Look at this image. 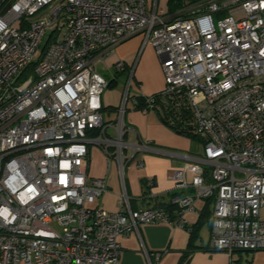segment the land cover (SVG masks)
Returning <instances> with one entry per match:
<instances>
[{
  "label": "built area",
  "instance_id": "2783aa9c",
  "mask_svg": "<svg viewBox=\"0 0 264 264\" xmlns=\"http://www.w3.org/2000/svg\"><path fill=\"white\" fill-rule=\"evenodd\" d=\"M158 9V0H0V264H120L121 234L172 222L161 206L132 209L126 191L119 210L105 209L106 178L88 176L90 144L112 150L123 173L134 68L118 120L106 123L109 80L96 56L138 34L161 59L160 96L190 108L204 142L173 172L178 217L214 199L211 249L264 251V0ZM142 96L148 113L154 94Z\"/></svg>",
  "mask_w": 264,
  "mask_h": 264
},
{
  "label": "crops",
  "instance_id": "0c3cea01",
  "mask_svg": "<svg viewBox=\"0 0 264 264\" xmlns=\"http://www.w3.org/2000/svg\"><path fill=\"white\" fill-rule=\"evenodd\" d=\"M147 1L150 6L153 5L154 0L151 3ZM159 4L160 0L158 8ZM142 45V34L127 38L115 48L97 55L95 68L96 64L103 63L106 72L101 74L111 81L118 70L117 61L123 60L128 68L134 67L133 79L144 83L147 64L143 66V74L137 75ZM153 57L157 72L154 77H149L148 85L144 88V92L149 94L159 93L165 84L162 63L151 48L147 51L146 61ZM117 79L118 83L106 89L101 96L106 123L118 120L129 82V79L124 80V76ZM133 79L124 104V123L127 126L124 139L128 147L124 151L126 163L123 173L118 160L112 156V150L107 154L100 145H89L88 176L90 179L106 178L108 189L97 202L109 211L120 209L124 191L134 210L155 207L156 197L159 198L158 202L171 200L173 193L180 192L175 188L176 182L172 177L174 170L185 167L192 162L190 157L198 155L192 149L193 138L166 125L158 109L153 108L148 113L141 110L137 98L144 94L131 89ZM108 131L113 133L112 127ZM196 140L203 149V140ZM140 159L143 165L138 164ZM187 172L189 178L194 175L189 168ZM149 180L153 181L152 186L148 184ZM213 209L214 199L196 198L190 210L184 211L170 223H141L138 229L121 234L118 237L120 264H264V251L237 250L230 256L225 251L211 249Z\"/></svg>",
  "mask_w": 264,
  "mask_h": 264
},
{
  "label": "trees",
  "instance_id": "16d2710c",
  "mask_svg": "<svg viewBox=\"0 0 264 264\" xmlns=\"http://www.w3.org/2000/svg\"><path fill=\"white\" fill-rule=\"evenodd\" d=\"M199 1L202 0H168V3L170 5L168 13H183V11H185L183 10L185 7L193 5L194 3ZM120 76H124V80H127L130 77V68L126 66L124 70H117L115 78L109 81V87H113L115 84H117V77ZM153 97L156 102L154 108L159 110L160 115L166 125L183 135H188L193 139H200V137L193 131L194 126L192 123L190 108L186 104H181V106H177L174 101H169L166 100L164 97H161L160 93L154 94ZM145 100L146 98L144 96L139 95L137 98V105L140 108L143 107V105L145 104ZM178 193L179 192L173 193L171 195V199ZM155 199L156 204L154 206L163 207L166 212H168L172 221L178 218V207L176 204H174L171 200H160V202H158L159 198L156 197Z\"/></svg>",
  "mask_w": 264,
  "mask_h": 264
},
{
  "label": "rangeland",
  "instance_id": "374dc122",
  "mask_svg": "<svg viewBox=\"0 0 264 264\" xmlns=\"http://www.w3.org/2000/svg\"><path fill=\"white\" fill-rule=\"evenodd\" d=\"M152 0H150V3H151ZM170 9V5L169 3L167 2V0H160V4H159V9L158 11L160 13H165V12H168ZM172 14V13H170ZM153 48L154 52H155V55L157 56L158 60L161 61L159 55L157 54L156 52V49L153 45L151 44H148V45H142L141 47V50L139 52V55H138V58H139V65H138V69H137V75L138 74H143L144 71H142L143 69V66L145 64H147V67H146V78L144 79V83H139L137 79H133V85H132V90L139 93V94H144L146 96H152L154 93L156 92H153V93H147V92H144V88H145V85L147 84L148 85V79L150 76L154 77V75L156 74L157 70H156V66H155V57L149 59L148 61H146V58H147V51L149 49ZM142 56V57H141ZM141 58V59H140ZM96 68L97 70L100 72V73H103V72H106V68H105V65L102 63H98L96 64ZM163 70V68H162ZM164 73V71H163ZM164 77H165V73H164ZM125 78H126V75H125ZM129 79V78H128ZM127 79V80H128ZM144 86V87H143ZM166 87V79H165V84H164V87L163 89ZM162 89V90H163ZM153 109V108H152ZM192 149L197 153V154H200L201 151H202V148H201V144L196 140V139H192ZM263 215H264V210H263Z\"/></svg>",
  "mask_w": 264,
  "mask_h": 264
}]
</instances>
